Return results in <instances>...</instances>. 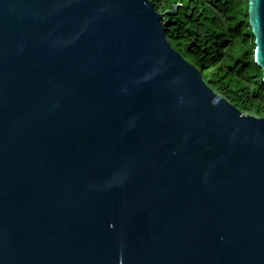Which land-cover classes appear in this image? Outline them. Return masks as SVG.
<instances>
[{
	"label": "water",
	"instance_id": "1",
	"mask_svg": "<svg viewBox=\"0 0 264 264\" xmlns=\"http://www.w3.org/2000/svg\"><path fill=\"white\" fill-rule=\"evenodd\" d=\"M179 5L0 0V264H264V116L173 45Z\"/></svg>",
	"mask_w": 264,
	"mask_h": 264
},
{
	"label": "trees",
	"instance_id": "2",
	"mask_svg": "<svg viewBox=\"0 0 264 264\" xmlns=\"http://www.w3.org/2000/svg\"><path fill=\"white\" fill-rule=\"evenodd\" d=\"M247 1L162 0L161 10L180 4L175 14L163 18L167 36L202 71L206 84L241 110L260 112L264 83L253 60V47L247 45L251 34ZM236 35L241 37V48L234 53L230 38Z\"/></svg>",
	"mask_w": 264,
	"mask_h": 264
},
{
	"label": "rangeland",
	"instance_id": "3",
	"mask_svg": "<svg viewBox=\"0 0 264 264\" xmlns=\"http://www.w3.org/2000/svg\"><path fill=\"white\" fill-rule=\"evenodd\" d=\"M152 1L157 3V6H156L157 10L162 12V10H161V5L163 4L162 0H157V1L152 0ZM163 18H164V16H163ZM163 18H162V21H163ZM230 39L232 40V46L230 48V52H234L235 53L238 50H240V48H241V37L236 35V36H234V37H232ZM247 45L251 46V47H254L253 36H251V34H248V36H247ZM197 70L199 71L200 76L203 79L202 71L198 67H197ZM243 111H244V113L251 114V115H254V116H264V109H262L260 112H256L253 109L249 110V111H247V110H243Z\"/></svg>",
	"mask_w": 264,
	"mask_h": 264
}]
</instances>
